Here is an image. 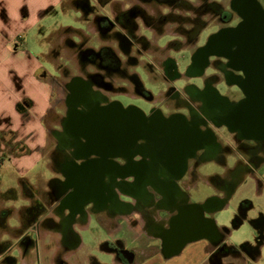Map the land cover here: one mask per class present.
Listing matches in <instances>:
<instances>
[{"label":"flooded vegetation","instance_id":"1","mask_svg":"<svg viewBox=\"0 0 264 264\" xmlns=\"http://www.w3.org/2000/svg\"><path fill=\"white\" fill-rule=\"evenodd\" d=\"M181 1L187 2L137 0L125 10L99 13L92 19L87 18L94 12L89 1L80 2L86 23L94 25L98 35L115 44L93 47L81 42L76 51L82 74L65 83L62 124L60 130L52 131L56 146L51 160L56 174L49 180L51 190L47 193L54 213L47 224L62 232V244L54 255H36L33 264H70L63 251L75 245L76 236L71 234V227H101L106 222L121 229L144 223V228L156 237L147 236L143 228L128 244H141L146 239L148 247L164 243L169 249L188 240L206 239L214 256L229 254L230 249L223 243L225 231L219 234L213 228L211 209L225 203L229 190L243 181V173L253 172L264 160V137L243 132V113L240 116L233 113L237 103L247 95H264L261 92L264 80L258 71L253 75L255 70L246 69L264 66V4L262 0H226L224 4L220 0H200L198 6H207V12L211 11L224 24L220 30L232 29L243 21L246 68L242 72L233 67L236 64L230 54L236 51V40L228 38L215 41L217 49L212 52L215 54L207 56L202 68L201 61L190 60L191 65L180 70L175 57H167L160 64L151 61L147 52L149 37L145 32L161 37L169 34L165 25L176 21L177 28L186 36L193 35L190 41L198 40L205 26L199 28L196 15L184 30L178 15L168 12V8L181 9ZM168 44L181 48L177 40ZM155 46L163 48L157 43ZM197 49L190 53L191 58ZM248 55L251 58H245ZM153 71L159 77L155 94L146 86ZM193 79L197 82H188ZM242 80L243 90L237 85ZM179 81L187 82L177 85ZM136 100L148 102V108H141ZM110 104L128 114L141 112L146 116L180 120L192 133L193 140L169 149L142 139L123 151L100 153L85 149L86 141L75 129L77 116L89 115ZM207 162L220 167V172L202 175L199 168ZM201 183L206 184L208 192L201 200L193 201L189 191ZM46 208L43 198H37L23 209L24 235L18 244L24 250L38 246L34 231ZM116 233L123 232L116 230ZM48 245L55 247V240ZM102 246L112 251L121 264L141 263L136 261L135 248L124 247L119 239H108ZM16 256L4 254L1 259L8 264H20ZM84 263L98 264L94 257Z\"/></svg>","mask_w":264,"mask_h":264},{"label":"crops","instance_id":"2","mask_svg":"<svg viewBox=\"0 0 264 264\" xmlns=\"http://www.w3.org/2000/svg\"><path fill=\"white\" fill-rule=\"evenodd\" d=\"M81 1L82 0H0V9H2L1 13L5 12V15L2 14V21H5V24L9 27L10 34L17 33L22 29H32L37 26L38 30L40 29L43 35H45L46 32L55 34L58 44H54V42L52 44L48 43L47 45H50V52L54 46L63 42L70 46L72 43H75L72 40L74 31L79 34L87 30H95L94 25L88 22L86 23L85 21L90 17L88 15L86 18L84 15V11L80 6ZM125 1L133 3L137 0H98L96 2L98 9L90 15L94 17L99 13H114L117 10H125L127 9L123 6ZM66 3H70L74 10L81 12L80 16H75V20L78 23L83 22L84 26L85 24L87 25L84 30L77 26V24H63L61 21L60 23H53L52 21H49V19H51L49 18V15L52 14L58 6L63 7ZM99 3H104L105 6L99 5ZM113 5H118V9L113 10ZM66 14L67 12H65V17L61 16L59 19H66ZM56 39L54 38L53 41ZM51 62L54 66L55 62H53V60ZM18 65L20 67H18ZM16 67L20 68L21 71L24 69V66L21 64L16 63ZM38 68L39 66H36L35 69L31 70V74H36ZM43 76L45 75L43 74ZM42 79L44 80V78ZM36 82L40 84L38 88L42 95H9L7 89L3 88L0 83V181L3 179L4 175L8 176L12 171H14L12 172L14 176L17 175L15 178L16 184L13 187H7L5 190H0V198L2 200L12 199L14 192L18 191L26 198V204L20 205V207H15L13 204L0 206V256H3L4 254L16 256L17 249L18 255L16 256V259L20 261V264H23L22 260L28 256L31 257L33 263L36 255H38V257H49L50 255H54L57 253V250L60 249L63 237L62 232L47 224V220L50 217L54 218V213L47 197V193L51 190L49 180L53 175L47 179L44 188H40L37 183H32L31 180L36 176V172H34L35 174L33 173L34 176L29 175V173L40 164V159L42 158L46 146L47 129L44 126V118L49 110L50 101V97L47 95V89L46 87H43V85L46 86L45 82H43L40 77ZM27 83H31V81H28ZM20 91L21 90L17 89L15 93L18 94ZM24 96L33 102L30 113H32V115L34 114V116L29 114L25 118L23 115L24 110L22 112L20 111L21 109L18 104V101L20 100L18 97ZM22 133L27 134V139H24ZM34 134L36 135L32 138ZM257 168H255L251 174L257 182V197L260 199L262 205V213H260L257 218L250 220V223L256 229V236L253 240L244 241L239 244L237 242H231L228 239V236L233 235L242 222L244 223L243 218L246 217L248 213L247 211L252 208V205H254L251 197L247 195L245 196L247 201L243 203V208L238 211V215L241 216V219L238 218L234 225L232 224L231 226H228V224L217 223L218 221L215 215L217 212L226 208L229 202L228 198L225 203L214 206L211 209L217 233L223 234L222 232L225 231L223 243L230 249L228 252L229 254H218L217 256H214L212 252L213 248L209 246L210 243L206 239L188 240L179 247L173 246L169 249L166 248L164 243H161L160 245L152 243L153 245L148 247L145 243L146 239H144L142 241L140 240L141 244L136 250L139 251V254L143 256L144 259L151 256H158L163 260L161 262L162 264H264V260L260 262L261 258H263L262 252L264 251V176L260 175V178L257 177ZM37 177L38 176H36V179ZM231 191L232 189L229 190V199ZM220 193L215 194L217 197L222 198L223 195ZM42 195L44 197H42ZM37 198H43V201L47 206L45 213L40 217V222L36 231H34L38 246L35 249L29 247L24 250L23 247L18 244V241L24 235L23 229L25 226H23V209ZM13 216L16 217L18 224L9 227L5 222L9 217ZM54 220H56V218ZM93 226L99 228V230L91 231ZM93 226L78 225L71 227V234L76 236L75 245L68 247L63 251V257L70 264H85V260H89L93 257L98 264H121L116 259L114 253L104 248L102 244L108 239H119L123 242L124 247L129 248V244L126 242H129L130 239H135V237L140 235L145 225L144 223H139V225L135 227L126 225L121 229V226L115 227L111 223L106 222L105 224H102L101 227H98V225ZM116 230H122L123 233L119 236L117 235ZM144 231L145 233H148L147 236H150L153 239L156 238L152 233L147 231L146 227L144 228ZM52 239L55 240V247H50L48 245ZM88 240L89 242H98L100 252L109 254L111 256V261L103 260L101 256L94 254V246H92V248L86 247L85 242H88ZM1 257L0 264H8L2 261Z\"/></svg>","mask_w":264,"mask_h":264},{"label":"rangeland","instance_id":"3","mask_svg":"<svg viewBox=\"0 0 264 264\" xmlns=\"http://www.w3.org/2000/svg\"><path fill=\"white\" fill-rule=\"evenodd\" d=\"M88 1L89 5H91L94 11H96L98 9L96 3L98 0ZM187 1L190 3L191 8H183L179 10L168 8V12L173 13V15H178V22H183L182 28L184 30L186 27H189L191 24V19L196 15L199 18L200 23H204L203 26H205V28L200 32L198 40L189 41L186 33L177 28L179 26H177L176 21H169L165 25V28L169 34L157 37L158 35L154 32H152L151 36L149 32H145L146 36L149 37L150 49L147 52L151 54V61L156 63L159 62L160 64V62L167 57H175L178 61L179 69L184 70V68L191 62L190 53L194 51V48L196 47L197 49L199 47H203L206 43V41L205 43H203V41L207 40L211 35L220 31L219 27L224 26V24L221 23L219 19L211 13L210 10V12H207V6H198V3L201 2L200 0ZM262 2L264 4V0H262ZM220 3L224 4L227 3V1L220 0ZM123 6L124 8H129L130 4L128 1H125ZM113 8V10L118 9V5H113ZM1 12L2 9H0V83L2 84V87L7 89L9 95H42L38 88L40 84L36 82L40 77L41 80L45 82L46 86L43 85V87H46L47 95L50 97L49 110L44 118V126L47 129L46 146L42 158L40 159V164L29 173V175L34 176V172H36V176H38L37 179L35 176L31 181L33 184H39L40 188H44L47 179L50 178V176L56 174V168L53 161L51 160V156L54 155L56 146V140L52 131L60 130V126L62 124V117L64 115L65 109L63 103V97L65 95V83L71 77L82 74L81 64L77 56L78 52L76 51L78 50L81 42H85L87 46L93 47L100 46L102 43H109L112 45L115 43H113L111 39H103L93 29L81 32L79 34L78 32L76 33L74 31L72 36V40L75 42L74 44L70 46L63 42L54 46L49 52L50 45L48 46V43L52 44L54 42V44H58L55 34L46 32V34L43 35L40 29L38 30V26L28 30L22 29L17 33L10 34L9 27H7L5 21H2V14L5 15V12ZM65 12H67L66 19H59L61 16L65 17ZM176 12L178 14H175ZM80 14L81 12L74 10L70 3H66L63 5V7L58 6L53 11V13L49 15V18H51L49 21H52L53 23H60L61 21L63 24H77V26L84 30L85 26L83 22L78 23L75 20V16H80ZM89 17L91 19L93 18L92 15H89ZM54 38L56 39L55 41H53ZM173 40H177L179 42L178 45L181 48L177 49L168 44ZM156 43L158 46L163 48L160 49L155 46ZM216 49L217 46L211 45L207 48V51L214 52ZM141 59H144V56H142ZM52 60L55 62L54 66L52 65ZM16 63L24 66L23 71L16 67ZM36 66H39V68L36 70L37 75H32L31 70L35 69ZM18 67L20 66L18 65ZM43 74L45 76H43ZM42 78H44V80ZM158 79L159 77L156 74V71H153L146 85L153 94H155L159 88L157 85ZM28 81H31V83H27ZM193 81L197 82V80L194 79L188 82ZM185 82L187 81H179L177 82V85L184 84ZM17 89L21 90L18 94L15 93ZM221 89L224 91L227 90V88L224 86H222ZM18 98L20 100L18 101L19 107L21 109L20 111L22 112L24 110V117L26 118L29 114L32 115L30 110L33 106V102L25 96ZM136 103L143 109H147L149 106V103L143 100H136ZM32 116H34V114ZM36 134H34L32 138H34ZM22 135H24V139H27L26 133H22ZM220 170V167L210 162L201 165L199 168V172L202 175L220 172ZM256 171L258 172V178L264 176V160L261 161L260 166ZM12 172L8 174L9 177L7 175L3 176V179L0 181V190H5L7 187H13L16 184L15 178L17 175L14 176ZM256 183L257 182L251 173L244 172L243 181H238L234 185L230 193V199L228 198L229 202L226 208L215 214L218 221L217 223L226 225L228 224V226H231L232 224L234 225L238 218L241 219V216L238 215V211L243 208V203L247 201L245 196L249 195L251 197L254 205H252V208L247 211L248 213L246 217H242L244 223L242 222L240 227L236 229V232L233 235L228 236V239L231 242H237L240 244L244 241L253 240L256 236V229L250 223V220L257 218L258 215L262 213V205L260 203V199L257 197L258 187ZM207 188L208 187L206 184L203 185V183H201L196 189H191L189 194L191 195L192 200H201L204 193L208 192ZM12 196L13 198L9 200H2L0 198V206L5 204H13L15 207H20V205L26 204V198L23 197L19 191L14 192V195ZM5 223L9 227L18 224L15 216L9 217ZM94 230L98 231L99 228L93 226L91 231ZM85 244L86 247L92 248V246H94L93 253L97 254V256H101L103 260L111 261V256L109 254L100 252L98 242H89L88 240V242L86 241ZM128 246L130 248H135L136 250L140 244L130 243ZM262 256L263 258H261L260 262L264 260V251L262 252ZM24 260H22L23 264H33L30 256ZM138 260L141 262L140 264H162L161 262L163 261L158 256H151L147 259H144V257L139 254V251L136 250V261Z\"/></svg>","mask_w":264,"mask_h":264},{"label":"water","instance_id":"4","mask_svg":"<svg viewBox=\"0 0 264 264\" xmlns=\"http://www.w3.org/2000/svg\"><path fill=\"white\" fill-rule=\"evenodd\" d=\"M228 38L236 40V51L230 54L236 64L233 67L243 72L246 68L243 66V21L232 29H221L211 35L206 44L193 53L192 62L201 61L202 68L207 56L215 54L208 52L207 48L214 45L217 40ZM245 58H251V55ZM262 58L264 59V55ZM246 69L251 72L255 70L253 75L258 71L261 80H264V66L247 67ZM237 85L243 90V80L237 81ZM261 92L264 94V88ZM233 113L237 116L243 113V132L258 135L256 138L264 137V95H247V98L237 103ZM237 127H240L239 122ZM75 129L85 139V149L100 153L123 151L139 139L164 149L184 145L188 139L193 140L192 133L184 127L180 120L170 117L146 116L141 112L128 114L113 104L101 106L89 115L77 116ZM201 225L202 223L199 222V226ZM213 226L215 229L214 221ZM181 245L183 243L177 246Z\"/></svg>","mask_w":264,"mask_h":264},{"label":"trees","instance_id":"5","mask_svg":"<svg viewBox=\"0 0 264 264\" xmlns=\"http://www.w3.org/2000/svg\"><path fill=\"white\" fill-rule=\"evenodd\" d=\"M181 2H182V4L180 5L181 9H183V8H185V9L191 8L190 3L188 1L187 2L186 1H181ZM200 24H199V28L203 27L204 23H200ZM187 38L190 41V39H192L194 37H193V35H189V36H187Z\"/></svg>","mask_w":264,"mask_h":264}]
</instances>
